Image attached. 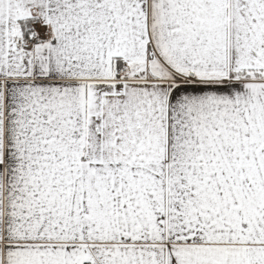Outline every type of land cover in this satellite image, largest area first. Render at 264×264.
Instances as JSON below:
<instances>
[{"label":"snow or ice","instance_id":"snow-or-ice-1","mask_svg":"<svg viewBox=\"0 0 264 264\" xmlns=\"http://www.w3.org/2000/svg\"><path fill=\"white\" fill-rule=\"evenodd\" d=\"M0 264H264V0H0Z\"/></svg>","mask_w":264,"mask_h":264}]
</instances>
